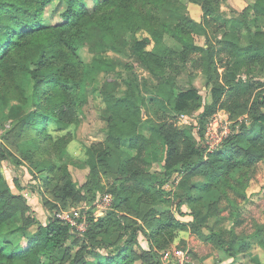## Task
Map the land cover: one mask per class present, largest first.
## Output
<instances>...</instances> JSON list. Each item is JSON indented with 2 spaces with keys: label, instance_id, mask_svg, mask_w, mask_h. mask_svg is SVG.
I'll list each match as a JSON object with an SVG mask.
<instances>
[{
  "label": "rangeland",
  "instance_id": "obj_1",
  "mask_svg": "<svg viewBox=\"0 0 264 264\" xmlns=\"http://www.w3.org/2000/svg\"><path fill=\"white\" fill-rule=\"evenodd\" d=\"M96 1L84 0L87 8ZM254 1L217 0L216 10L206 16L203 6L208 0H170L162 10L137 11V22L142 14L156 15L172 26L176 13L171 9L176 8L204 25L206 33L192 38L195 45L217 47L225 32L238 30L244 18L248 22L254 19L249 11ZM135 7L138 9L139 4ZM64 8L59 0L49 3L44 8L45 26L62 23L59 16ZM115 10L116 5L106 4L87 23L82 37H75L76 57L50 30L25 38L16 51L2 55L9 69L0 72V144L13 153L16 163L0 161V191L9 190L15 196V223L25 227L24 236H14L12 241L25 249L37 227L50 217L56 216L66 224L71 221L77 236L65 241L69 255L63 260L38 255L40 264H69L70 258L89 249L84 247L85 231L91 228L97 234L99 222L109 220L112 227L97 234L103 246L101 254L116 252L128 244L129 257L124 264H161L163 254L173 249L185 250L187 264H264V249L258 246L264 244V128L241 135L244 128L251 127L250 116L264 111V68L239 67L226 56L222 62L215 60L217 73L210 77L189 66L184 71L177 68L176 73L171 66L166 70L176 78V93L191 84L200 97L189 100L179 113L161 111L147 100L157 93L161 79L152 76L132 51L135 41L150 37L149 22L146 26L138 22L132 28L114 20L108 22L107 18H117ZM256 25L264 33V17L258 18ZM172 48L179 50V45L165 36L161 45L151 41L144 52L161 57L163 50ZM76 59L81 62L78 68L64 71L65 79L79 85V95L73 94L80 106L75 121L65 125L51 119L42 121L43 114H47L45 118L50 116L63 98L50 78L66 62L76 64ZM176 61H172L174 66ZM37 70L41 72L36 82L40 89L35 101L31 76ZM131 81L146 98L149 116L155 122L165 117L204 148L202 159L193 167L175 166L177 171L159 186V201L155 203L137 200L135 195L128 201L120 198L121 185L130 182L120 180L119 163L122 157L131 156L133 168L152 180L162 177L166 173L163 146L158 143L137 152L125 141L112 147L106 136L109 110L105 93L122 96ZM215 84L224 89L216 103L211 95ZM232 84L250 86L245 97L235 96L242 98L237 105L230 102L228 88ZM29 112L35 114L29 116ZM35 124L42 127L36 129ZM144 131L148 135L147 129ZM226 140L229 142L224 152L231 151V156L219 160L221 144ZM138 156L140 159L135 158ZM216 169L220 175L214 172ZM68 181L73 188L71 194L63 189ZM157 185L154 179L152 186ZM187 194L190 197L186 199ZM155 216H170L173 223L149 236L158 224ZM85 258L93 263L101 259L88 254Z\"/></svg>",
  "mask_w": 264,
  "mask_h": 264
},
{
  "label": "trees",
  "instance_id": "obj_2",
  "mask_svg": "<svg viewBox=\"0 0 264 264\" xmlns=\"http://www.w3.org/2000/svg\"><path fill=\"white\" fill-rule=\"evenodd\" d=\"M52 1L0 0V72L1 70L9 69L5 65L7 58L2 55L8 52L9 56L12 51H16L20 45H23L22 41L25 38H32L30 36L41 32V30H50L57 38V41L69 49L76 57V46H74L76 38L82 37L81 35H83L87 23L106 4L116 5L117 7L113 14L117 18H107L108 22H113L114 20L120 25H127L131 28L138 22H144L145 26L149 22L150 37L135 41L132 51L152 76L161 79L158 90H156L157 93L147 99L148 102H152L161 111L179 113L184 110L189 100L193 101L200 97L191 84L188 88L183 89L178 94L176 93L173 85L176 78L172 72H167L166 70L171 66L175 68L176 73L177 68L184 71L189 66L193 70L201 71L210 77L211 73H217L214 68L215 60L221 61L223 56H226L231 58V61L239 65V67L246 66L250 69H253V67L264 68V33L256 25L258 18L264 17V0H255L249 7V11L254 17L253 20L248 22L244 18L238 30L225 32L223 38L217 42V47L213 45L208 47L195 45L192 38L199 33H206L204 25L195 22L187 15L179 13L176 8L171 7V10L176 13L175 19H171L174 22L172 26L159 21L156 15L150 17L142 14L137 22V11H143L145 8L149 9L150 12H153V9L159 11L165 8L170 0H97L95 2L96 5L90 8L86 7L84 0H59L65 5L59 16L62 19V23L45 26L44 8ZM136 3L137 6L139 4L138 9L135 7ZM216 3H218L217 0H208L207 4L203 6L206 16L212 15L216 10ZM111 27L109 28L111 29ZM165 36L173 38L179 45V50L173 48L165 49L162 51L163 56L161 57L153 53L144 52L151 41L155 45H161ZM40 53L44 57V52L40 51ZM173 54L175 57H173ZM174 58L177 60L175 66L172 62ZM76 60V64L66 62L60 69L54 71L53 76L50 78L54 86L61 89L63 98L59 106H54L50 116L48 115L45 118L47 114H43L42 121L47 123V120L51 119L55 123L62 125L75 121V112L80 106L76 103L77 96L74 97L73 94L78 93L79 95L80 92L77 90L79 85L73 80L65 79L64 71H72L75 67L78 68L77 65H80L81 62L78 59ZM40 66L39 64V68ZM38 71L32 72L31 76L34 82L33 100L39 94L40 89L36 84L40 80L39 73L41 72ZM0 77L2 78L1 73ZM249 87V85L232 84L228 88L229 94H231V104H239L242 98L250 91ZM223 92L224 89L219 84H215L212 87L211 95L214 103L220 99ZM237 95H242V98L240 100L235 98ZM104 99L109 110V116L106 118L108 126L106 136L108 143L113 145L112 147H118L125 141L132 150L142 152L148 147H156L160 143L165 152L164 171L166 173L162 177H154L155 183L158 184L157 187L152 186L154 179L152 180L142 170L133 168L134 162L131 156L122 157L119 163L120 180L123 182L129 181L130 184L121 185L122 188L118 195L123 201H128L135 195L137 200L147 199L152 203L158 202L161 192L159 186L168 181L170 173L177 171L175 166L179 165L182 168L193 167L194 164L199 163L202 159L204 148L197 146L184 130L166 121L165 117L155 122L149 116L146 98L141 95L134 81L127 83V89L122 96L105 93ZM34 114V112H29L27 115L33 116ZM153 114L155 116L158 115L155 112ZM36 117H38V114ZM250 117L251 127L248 129L244 128L242 136L248 132L255 133L257 129L260 132L264 128V111L255 113ZM35 120L36 118H31L30 121ZM41 127L42 124L34 125L36 129ZM144 129H147L148 135L145 134ZM43 133L41 132V134ZM228 142L229 140H226L221 144L223 152L218 156L219 160L229 159V156H231V151H229V154L224 152L227 149ZM135 158L140 159V156ZM14 159L13 153L0 144V161L12 160L16 163ZM91 167L93 168V165H90ZM214 172L220 175L218 169L214 170ZM1 176L2 174L0 173ZM183 182L185 180L181 181V183ZM63 189L66 194H71L73 188L68 181ZM177 196L180 197L179 194ZM14 197L9 190L7 193L0 191V264H15L18 261L26 262V264H40L39 254L46 257H56L60 260L68 256V251L65 249V241L72 236H77L76 228L62 222L56 216L50 217L46 224L37 227L35 234L28 239L25 249L19 246L18 241H12L14 236L20 235L23 237L25 232L23 225L15 223L16 206L13 203ZM189 197L190 195L187 194L186 199ZM156 220L158 224L151 228L150 231L153 232L149 231V236H152V233H158L159 229L165 226H171L173 223V219L170 216H162L156 218ZM94 226L96 225L94 224ZM111 227L112 223L109 220L106 223L99 222L96 233H102L103 229H110ZM93 231V229L88 228L83 235L84 247L86 249L89 247V249L81 254L78 252L69 259V264H124L129 257L128 244L123 245L116 252L101 254L103 246L101 242L97 241V234ZM258 246L264 249L263 243ZM238 248L239 251L243 250L242 245H239ZM86 254L101 259L97 263L85 261Z\"/></svg>",
  "mask_w": 264,
  "mask_h": 264
},
{
  "label": "built area",
  "instance_id": "obj_3",
  "mask_svg": "<svg viewBox=\"0 0 264 264\" xmlns=\"http://www.w3.org/2000/svg\"><path fill=\"white\" fill-rule=\"evenodd\" d=\"M68 224H72L70 221ZM188 258L185 250L173 249L163 254L161 258V264H187Z\"/></svg>",
  "mask_w": 264,
  "mask_h": 264
}]
</instances>
